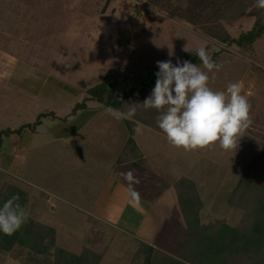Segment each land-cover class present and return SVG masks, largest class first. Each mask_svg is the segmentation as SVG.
Returning <instances> with one entry per match:
<instances>
[{"label": "rangeland", "instance_id": "1", "mask_svg": "<svg viewBox=\"0 0 264 264\" xmlns=\"http://www.w3.org/2000/svg\"><path fill=\"white\" fill-rule=\"evenodd\" d=\"M239 11L230 23V15L217 14L237 40L256 17L264 22L256 0ZM242 41L222 44L149 0H0V131L30 124L2 138L0 193L6 184L20 189L29 216L55 228L58 246L77 254L91 247L102 254L99 264H143L145 253L135 255L142 242L158 258H177L184 223L173 185L181 178L203 203L201 223L244 228L264 196V33ZM201 46L222 65L209 73L213 90L242 80L251 93L252 124L235 150L217 141L186 151L142 124L130 141L126 119L113 118L89 92L138 88L155 77L157 61L174 62L177 54L207 71L192 55ZM42 72L60 94L35 95L34 82L25 88ZM129 171L139 181V203L130 197ZM241 176L251 186L235 205L230 194ZM22 248H0V264H30ZM244 254L231 264H256Z\"/></svg>", "mask_w": 264, "mask_h": 264}, {"label": "trees", "instance_id": "2", "mask_svg": "<svg viewBox=\"0 0 264 264\" xmlns=\"http://www.w3.org/2000/svg\"><path fill=\"white\" fill-rule=\"evenodd\" d=\"M149 1L171 16L184 19L192 25H197L208 36L222 44L245 43L242 40H247L251 44L264 33V22L259 16L256 17L252 29L244 34L241 39L239 37L238 40L231 37L220 22L218 13L224 12L225 19L230 15L231 17L227 20L230 23L240 13L239 7L241 4L243 6L246 0H237L236 5L226 4L227 0ZM173 2L175 4H172ZM228 12L231 14H228ZM192 55H195V53ZM177 57L181 58L179 54H177ZM155 79L156 77H150L142 86L138 88L127 87L118 94H110L107 88L103 86L90 89L89 92L110 109L126 110V107L133 102L142 103L154 87ZM103 96H107V98H103ZM158 115L159 113L155 109L138 108L134 118L126 119L131 135L129 140L131 141V137L141 124L154 131L162 132L156 123ZM153 119L155 122H153ZM132 145L130 151L134 150V144ZM251 180L249 176L240 177L238 184L230 194V198L235 205L247 188L251 186ZM173 188L184 223L183 239L176 248L177 258H158L153 255V247L142 242L135 255L141 252L145 253L143 264H231L233 258L237 254L242 255V253L246 254V256L244 254V258L247 260H254L256 264H264V204L262 202L264 196L260 195L257 199L260 203L250 213V221L247 226L232 228L226 225L223 220H215L207 224L201 223L199 214L203 208V203L190 180L186 178L178 179L174 182ZM13 195L19 197L18 203L24 207L28 197L24 196L20 189L8 184L4 186L3 191L0 193V203ZM16 245L22 246L24 253L27 252L26 257L31 259L30 264H99L102 256L97 250L88 246H84L78 254L58 246L56 244L55 228L38 222L30 216L11 235L0 233V248L10 250ZM20 252L22 251L17 250L18 254ZM230 258L232 259L231 262ZM34 259H37L38 262H35ZM27 262L25 260L23 264H28Z\"/></svg>", "mask_w": 264, "mask_h": 264}, {"label": "clouds", "instance_id": "3", "mask_svg": "<svg viewBox=\"0 0 264 264\" xmlns=\"http://www.w3.org/2000/svg\"><path fill=\"white\" fill-rule=\"evenodd\" d=\"M256 7L264 8V0H256ZM195 56L207 71L179 57L175 63L171 59L157 61L154 87L142 103L133 102L126 110L109 109V114L115 119H131L138 108L155 109L159 113L157 126L173 146L187 151L218 141L223 149L235 150L241 134L252 124L251 93L242 80L229 83L225 90H213L209 73L215 76L222 65L204 46L195 49ZM125 179L131 199L139 203L140 195L133 188L138 179L132 171ZM18 200L13 195L0 203V233L11 235L27 221L29 212Z\"/></svg>", "mask_w": 264, "mask_h": 264}, {"label": "crops", "instance_id": "4", "mask_svg": "<svg viewBox=\"0 0 264 264\" xmlns=\"http://www.w3.org/2000/svg\"><path fill=\"white\" fill-rule=\"evenodd\" d=\"M16 64L15 67L18 68V63L19 61L14 62ZM26 67H28L27 64L22 63L21 69H25ZM44 72H42L43 74ZM44 77H40L38 80L33 81V78H28V84L25 85V88L30 86V83L34 82L33 84H35V87H33V91H31V93L35 94V95H39V96H47V97H52L53 94H60L61 93V87H57L56 85H52V83H49V78L47 77V75L44 73L43 74ZM48 85V88L45 87ZM58 85V84H57ZM63 136V135H61Z\"/></svg>", "mask_w": 264, "mask_h": 264}, {"label": "water", "instance_id": "5", "mask_svg": "<svg viewBox=\"0 0 264 264\" xmlns=\"http://www.w3.org/2000/svg\"><path fill=\"white\" fill-rule=\"evenodd\" d=\"M24 127L30 128V124L24 125L20 129H18V130L17 129H13V130H11V129L1 130L0 131V146H1V143H2L3 136H9L10 134H13V133L19 134Z\"/></svg>", "mask_w": 264, "mask_h": 264}]
</instances>
